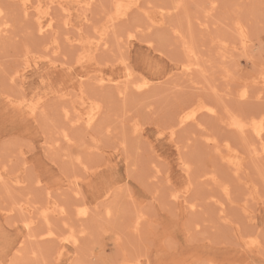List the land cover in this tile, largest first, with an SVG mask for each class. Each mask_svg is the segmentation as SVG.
I'll return each instance as SVG.
<instances>
[{"label":"rangeland","instance_id":"374dc122","mask_svg":"<svg viewBox=\"0 0 264 264\" xmlns=\"http://www.w3.org/2000/svg\"><path fill=\"white\" fill-rule=\"evenodd\" d=\"M117 5L0 0V264H264V0Z\"/></svg>","mask_w":264,"mask_h":264},{"label":"bare ground","instance_id":"6f19581e","mask_svg":"<svg viewBox=\"0 0 264 264\" xmlns=\"http://www.w3.org/2000/svg\"><path fill=\"white\" fill-rule=\"evenodd\" d=\"M115 1L118 2L119 5H122L125 0H115ZM212 8L213 7H211V9ZM37 26H38V28H37L38 29V32L41 33V34H43V33L47 32V31H50V30L53 29V22H52V20L46 21V20H42V19L39 18L37 20ZM237 27H238V31L240 32V34H242V36L244 35V40L241 43L243 45L242 47L245 49L248 46V44H247L248 41H247V39L245 37V33H244L245 30L243 29L244 27H243V25H239V24H238ZM226 43H227V41H226ZM107 45H108V41L103 36L100 35L99 41H98V46H100V47L101 46L107 47ZM224 45H226V44H224ZM188 53H189V51H188ZM188 56H189V54H188ZM192 58H194V57H192ZM192 58H191V60H192ZM189 61H190V59L188 60V62ZM190 62H192V61H190ZM190 62L188 64H185L183 66V69H184V72L185 73H190V72L193 71V69L196 68L194 62L193 63H190ZM197 65H199V64H197ZM127 76H132V75H131L130 72H128ZM130 80L131 79L128 80V83L132 82V80L131 81ZM133 86H135V88L137 90H140L141 91V90H145V89H147L149 87V82L145 80V81H142L140 83H134ZM247 93H249L248 92V86H244L242 88V91H241V94L240 95H241V97H245L247 95ZM190 108L191 109H188V108L187 109H184L183 108L182 110H180L181 112H179L180 118H179L178 126L179 125L188 124L189 122H197L198 123V115H199V112L202 109H204V108L207 109L210 113L215 112V109L213 107L204 106V105H199V106L190 107ZM74 112L76 114V111H74ZM63 113H64V115H65V117L67 119L70 118V115H71L70 114V110L65 109V111H63ZM77 113H79V112L77 111ZM85 115L83 116V114H82V116H80V118H82V120H83L82 123L85 126H91L93 124V122H94V115H86V117H85ZM80 118L76 116V118L74 120H71V123L74 124V125L80 124L81 123ZM231 125L234 126V127H236V128H238V130L240 129V131L242 130L243 132L246 131V130H248V129L250 131V128L254 130V134L256 136V140H257L258 145H254L252 149H253L255 155H257V156L260 155V157H262L264 159V142H263L264 141V125H262V124H256V122H254V120L245 121L243 119H236V120H234L231 123ZM253 130H251V131L253 132ZM171 132L173 133V135L175 134V130H172ZM65 136L67 137V139L69 141H72L71 138H68V135H65ZM225 158H226V160L231 165H235L236 166L235 167V171L238 172L239 171V168H240V162L238 161V154L231 153L229 151V153L227 154V156ZM155 176H157V175L155 174ZM214 180H215V178H214ZM174 196L177 197V198L179 197V195H176V194ZM183 201H187L186 196L184 197V200ZM186 203H187V207H189L190 209H193L194 207L197 206L195 203H189L188 201ZM220 203H222V201ZM222 204H224V203H222ZM221 209H223V208L221 207ZM76 211H77L78 215L83 216V217H86L88 215V213H89V210H88V208L85 205L84 206L83 205L82 206H78V209ZM143 215L144 214H140L139 217H138V219H136V221H134L133 231H136V230H138L140 228L141 222L143 220ZM26 225L28 226V224H26ZM47 233L49 235H53V231H48ZM73 240H74L75 243H77V241H78L76 238H74Z\"/></svg>","mask_w":264,"mask_h":264},{"label":"snow or ice","instance_id":"6c2138e0","mask_svg":"<svg viewBox=\"0 0 264 264\" xmlns=\"http://www.w3.org/2000/svg\"><path fill=\"white\" fill-rule=\"evenodd\" d=\"M121 7H123V5H117V8L119 9V8H121ZM213 7H215V5H213ZM51 26V25H50Z\"/></svg>","mask_w":264,"mask_h":264}]
</instances>
